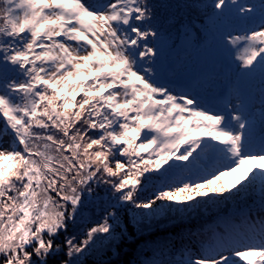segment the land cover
Returning a JSON list of instances; mask_svg holds the SVG:
<instances>
[{
    "label": "snow or ice",
    "instance_id": "6c2138e0",
    "mask_svg": "<svg viewBox=\"0 0 264 264\" xmlns=\"http://www.w3.org/2000/svg\"><path fill=\"white\" fill-rule=\"evenodd\" d=\"M126 245L264 264V0H0V264Z\"/></svg>",
    "mask_w": 264,
    "mask_h": 264
},
{
    "label": "trees",
    "instance_id": "16d2710c",
    "mask_svg": "<svg viewBox=\"0 0 264 264\" xmlns=\"http://www.w3.org/2000/svg\"><path fill=\"white\" fill-rule=\"evenodd\" d=\"M239 176V174H237ZM236 179V177H230L227 178L225 183L228 186H231L232 182ZM184 227L183 225L180 224H173L168 221L164 222V227L160 228L157 233H154L153 235L149 236V234L145 233L144 237H140L137 235L134 240H129L127 243L128 245H132L135 247L136 243H143L145 240H150V239H155L156 235H168L169 233L175 237L176 233L181 231V228ZM130 231L135 232V229L133 226L130 225ZM124 253H132V248L128 247L127 245L122 249V254L119 257L120 260L124 261L125 264H133V258L134 254L132 255H124ZM150 255V253H148ZM113 259H116L115 257Z\"/></svg>",
    "mask_w": 264,
    "mask_h": 264
},
{
    "label": "rangeland",
    "instance_id": "374dc122",
    "mask_svg": "<svg viewBox=\"0 0 264 264\" xmlns=\"http://www.w3.org/2000/svg\"><path fill=\"white\" fill-rule=\"evenodd\" d=\"M239 175H241V174H239Z\"/></svg>",
    "mask_w": 264,
    "mask_h": 264
}]
</instances>
